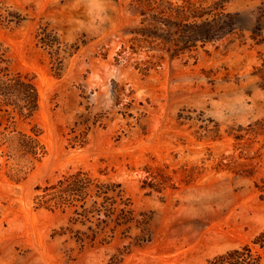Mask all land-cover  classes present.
Wrapping results in <instances>:
<instances>
[{"label": "rangeland", "instance_id": "rangeland-1", "mask_svg": "<svg viewBox=\"0 0 264 264\" xmlns=\"http://www.w3.org/2000/svg\"><path fill=\"white\" fill-rule=\"evenodd\" d=\"M0 66L38 96L0 112V264H209L264 229V0H0ZM79 170L120 186L41 205Z\"/></svg>", "mask_w": 264, "mask_h": 264}, {"label": "trees", "instance_id": "trees-1", "mask_svg": "<svg viewBox=\"0 0 264 264\" xmlns=\"http://www.w3.org/2000/svg\"><path fill=\"white\" fill-rule=\"evenodd\" d=\"M37 100L36 88L30 81L23 79L19 74L9 76L7 70L0 66V112H3L1 116L6 119L7 123L12 122L15 117L31 116L37 107ZM14 142L22 155L37 153V141L31 135L18 132ZM92 186L96 188L97 195L103 196L102 203H105L110 199L107 195L109 189L118 187L120 184L95 183L88 173L79 170L63 176L55 185L50 186V189L54 191L50 194V199L41 205H45L50 200L54 201L55 206H62L71 199L82 200L89 194ZM94 204H97L96 200ZM80 206L83 207L84 204ZM209 264H264V229L250 242L215 256Z\"/></svg>", "mask_w": 264, "mask_h": 264}, {"label": "clouds", "instance_id": "clouds-1", "mask_svg": "<svg viewBox=\"0 0 264 264\" xmlns=\"http://www.w3.org/2000/svg\"><path fill=\"white\" fill-rule=\"evenodd\" d=\"M88 3L91 4H96L99 3V0H88Z\"/></svg>", "mask_w": 264, "mask_h": 264}, {"label": "bare ground", "instance_id": "bare-ground-1", "mask_svg": "<svg viewBox=\"0 0 264 264\" xmlns=\"http://www.w3.org/2000/svg\"><path fill=\"white\" fill-rule=\"evenodd\" d=\"M72 154H74V153H72Z\"/></svg>", "mask_w": 264, "mask_h": 264}]
</instances>
